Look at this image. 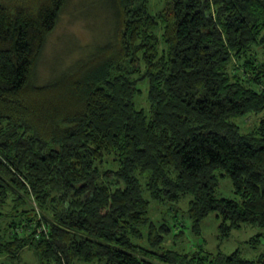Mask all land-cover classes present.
<instances>
[{
    "label": "trees",
    "instance_id": "1",
    "mask_svg": "<svg viewBox=\"0 0 264 264\" xmlns=\"http://www.w3.org/2000/svg\"><path fill=\"white\" fill-rule=\"evenodd\" d=\"M70 2L0 0V264H264L134 242L162 246L154 205L184 199L197 233L212 213L223 238L264 227V119L235 121L264 110V0H108L109 42L40 84Z\"/></svg>",
    "mask_w": 264,
    "mask_h": 264
},
{
    "label": "rangeland",
    "instance_id": "2",
    "mask_svg": "<svg viewBox=\"0 0 264 264\" xmlns=\"http://www.w3.org/2000/svg\"><path fill=\"white\" fill-rule=\"evenodd\" d=\"M162 0H153V9H158ZM108 0H71L62 11L59 22L55 30L51 33L44 50V59L38 69V82L47 84L52 81L63 68L71 64L88 58V54L93 53L99 46L106 44L108 35H113L115 26L114 15L109 10ZM90 56V55H89ZM60 77V76H59ZM58 77V78H59ZM143 92L136 98V104L148 110L146 102V84ZM144 93V94H142ZM144 105V106H143ZM262 119L264 110L246 117L235 118L242 131H251ZM222 172L219 171L218 175ZM219 198L237 199L234 185L230 177H219L217 189ZM188 200L184 199L180 203L162 204V210L155 208L152 217L156 221L167 222L170 228V235L160 247H152L144 239H134L144 250L153 253H162L163 250L172 249L178 252H186L196 255L198 259L211 254L213 257L218 254H230L236 250L249 259L255 260L264 253V238L257 248L253 247L249 240L264 234V227L258 225H244L241 229L233 230L229 237H222L220 230V219L216 213L206 217L200 227V233L194 231V223L188 215ZM146 230V229H144ZM0 256V261L3 260ZM22 264H38L39 259L36 251L25 249L23 252ZM157 260V259H155ZM19 263V260L8 264ZM198 264V263H196Z\"/></svg>",
    "mask_w": 264,
    "mask_h": 264
}]
</instances>
